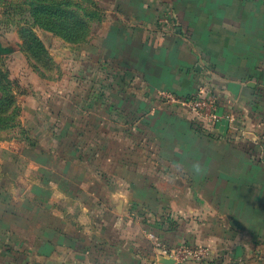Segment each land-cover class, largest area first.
Masks as SVG:
<instances>
[{
  "label": "crops",
  "instance_id": "obj_1",
  "mask_svg": "<svg viewBox=\"0 0 264 264\" xmlns=\"http://www.w3.org/2000/svg\"><path fill=\"white\" fill-rule=\"evenodd\" d=\"M133 4L85 42L83 95L19 81L35 140L0 144V264H167L149 232L264 264V0ZM201 85L211 124L159 96Z\"/></svg>",
  "mask_w": 264,
  "mask_h": 264
},
{
  "label": "rangeland",
  "instance_id": "obj_2",
  "mask_svg": "<svg viewBox=\"0 0 264 264\" xmlns=\"http://www.w3.org/2000/svg\"><path fill=\"white\" fill-rule=\"evenodd\" d=\"M24 1L0 0V64L8 73L11 91L16 99L15 105L20 114V95L28 88L21 86L19 81L25 78L35 92L47 97L62 94L71 96L74 92H77L76 95H79L78 92L83 95V87H78V84L71 88L73 82L98 79L100 76L99 72L94 74L93 71L84 70L83 60L80 59L85 56L94 59L98 56L96 52L95 54L84 53L85 42L99 34L106 18L115 19V16L129 15L135 9L133 2L138 0H63L60 5L50 2L51 5L50 3L48 5L51 12L61 9L69 13L72 9L80 13L78 15L82 18L86 14V20L91 17L88 21L87 34L81 39L72 41L74 37L69 34L63 36L34 24L30 8L24 4ZM93 12L94 14L91 15ZM110 35L112 40H115L116 32ZM30 90H33L32 87ZM55 104L49 102L47 107L52 109ZM139 107L146 106L140 104ZM13 108L12 106L10 111ZM17 114L14 126L0 129V144L13 138L27 143L35 140L29 135V124L21 122L20 114ZM3 150L0 148V158L11 159L4 156ZM3 165L0 164V192L7 185L5 181L8 182V179L15 175L12 170L2 167Z\"/></svg>",
  "mask_w": 264,
  "mask_h": 264
},
{
  "label": "built area",
  "instance_id": "obj_3",
  "mask_svg": "<svg viewBox=\"0 0 264 264\" xmlns=\"http://www.w3.org/2000/svg\"><path fill=\"white\" fill-rule=\"evenodd\" d=\"M159 96L168 103H178L188 109L196 118L205 124H211L219 118L217 98L213 92L204 85L186 97L178 96L169 91H161ZM156 250V257L171 259L172 264H229L219 257L213 256L211 249L205 245H168L153 233L149 232Z\"/></svg>",
  "mask_w": 264,
  "mask_h": 264
},
{
  "label": "trees",
  "instance_id": "obj_4",
  "mask_svg": "<svg viewBox=\"0 0 264 264\" xmlns=\"http://www.w3.org/2000/svg\"><path fill=\"white\" fill-rule=\"evenodd\" d=\"M61 1L63 0H25L24 4H27L30 8L34 24L63 36L64 34H69L74 37L71 41L81 39L82 36L87 34L88 21L91 20V17H89V20H86V14L82 18L78 15L80 13H76L72 9L69 13H65L61 9L53 12L49 10L48 4L50 2L60 5L62 4ZM93 14L94 12L91 15ZM15 104L16 99L11 91L8 73L0 64V129L15 125V115L17 113L20 114ZM12 106L14 108L10 111ZM16 109L18 110L16 111Z\"/></svg>",
  "mask_w": 264,
  "mask_h": 264
},
{
  "label": "water",
  "instance_id": "obj_5",
  "mask_svg": "<svg viewBox=\"0 0 264 264\" xmlns=\"http://www.w3.org/2000/svg\"><path fill=\"white\" fill-rule=\"evenodd\" d=\"M167 264H172L173 261L171 259H166Z\"/></svg>",
  "mask_w": 264,
  "mask_h": 264
}]
</instances>
